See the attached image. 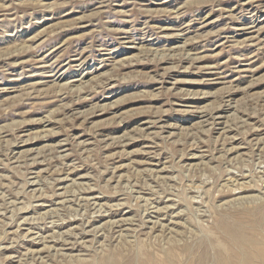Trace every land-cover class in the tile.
I'll return each mask as SVG.
<instances>
[{
    "label": "rangeland",
    "instance_id": "rangeland-1",
    "mask_svg": "<svg viewBox=\"0 0 264 264\" xmlns=\"http://www.w3.org/2000/svg\"><path fill=\"white\" fill-rule=\"evenodd\" d=\"M246 247L264 264V0H0V264Z\"/></svg>",
    "mask_w": 264,
    "mask_h": 264
},
{
    "label": "bare ground",
    "instance_id": "bare-ground-1",
    "mask_svg": "<svg viewBox=\"0 0 264 264\" xmlns=\"http://www.w3.org/2000/svg\"><path fill=\"white\" fill-rule=\"evenodd\" d=\"M11 36V35H10ZM205 129V128H204ZM262 223V222H261ZM224 231H225V234H226V239L229 241V244H236L238 245L239 247L241 246H245L247 241L245 240V237L244 239L242 238V236L238 233L239 231L235 228L234 225H225L224 226ZM225 239V238H224ZM225 243V242H224ZM250 244V243H249ZM217 246V245H216ZM230 246V247H231ZM234 246V245H233ZM251 246V245H250ZM218 247H219V244H218ZM234 248V247H233ZM242 249L244 247H241ZM247 248V247H246ZM186 249V248H185ZM183 249V250H185ZM251 249V250H250ZM235 250H237V248H235ZM250 250V251H249ZM192 251V250H191ZM190 251V252H191ZM239 251V249H238ZM237 252H232V251H228V252H225V253H220L219 254V264H248V263H252L253 259H254V250H253V247H250V248H247V251L245 249L244 252H241L242 250L240 249V253ZM184 253V251H183ZM192 253V252H191ZM190 253V254H191ZM169 254V253H168ZM172 254V253H171ZM189 254V255H190ZM206 254V253H205ZM166 255V254H165ZM188 255V254H187ZM164 256V254H163ZM169 256H171L169 254ZM160 257V256H159ZM173 258V257H171ZM167 259V258H166ZM191 259V258H190ZM147 260V259H146ZM154 261V258L152 259ZM157 260V258H156ZM169 260V259H168ZM172 260V259H171ZM175 260V259H174ZM173 260V261H174ZM260 261H264L263 257L262 258H259ZM170 261V260H169ZM179 261V260H178ZM171 262V261H170ZM169 262V264H170ZM148 263V262H146ZM151 264H153L152 262H150ZM175 263V262H174ZM149 264V263H148Z\"/></svg>",
    "mask_w": 264,
    "mask_h": 264
}]
</instances>
